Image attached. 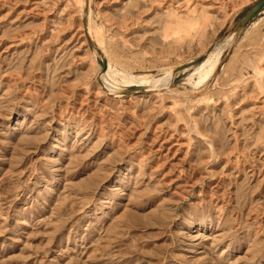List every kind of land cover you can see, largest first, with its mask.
<instances>
[{
    "label": "rangeland",
    "instance_id": "374dc122",
    "mask_svg": "<svg viewBox=\"0 0 264 264\" xmlns=\"http://www.w3.org/2000/svg\"><path fill=\"white\" fill-rule=\"evenodd\" d=\"M260 1L0 0V264H264Z\"/></svg>",
    "mask_w": 264,
    "mask_h": 264
},
{
    "label": "bare ground",
    "instance_id": "6f19581e",
    "mask_svg": "<svg viewBox=\"0 0 264 264\" xmlns=\"http://www.w3.org/2000/svg\"><path fill=\"white\" fill-rule=\"evenodd\" d=\"M82 5L85 6V9H88V0H80ZM86 30V34L89 35V33H93V27L92 24L87 22V28H84ZM89 31V32H88ZM95 33V32H94ZM236 33L234 32L231 34V37H229L228 40L225 41L224 45L217 46L214 48L212 51H210L207 55V57L196 67H194V73L190 76L189 82L194 84L196 87L199 85L206 84L210 81V79L216 74L217 70L220 67L225 48L228 44L232 42V39ZM90 36V35H89ZM96 36V35H95ZM95 39V38H94ZM99 44V40H97ZM190 64V63H188ZM187 64V65H188ZM186 66V65H185ZM189 69L186 67L183 72H187ZM181 72L177 71H169V72H164L165 76L162 78L160 81H154L153 84L161 83L163 82L164 84L169 83L172 78ZM122 76V78H121ZM121 78V82L124 83L127 86H137L139 88L142 87L143 84L148 83V79L145 77H136V76H126V75H121L118 73L117 70L113 69L111 64H108L107 71L105 73H101L100 75V83H98V87L101 88V86H104L106 90L111 87L112 82L117 83V78ZM197 78L198 81L195 83L193 80ZM119 81V80H118ZM151 83V82H150ZM115 84V83H114Z\"/></svg>",
    "mask_w": 264,
    "mask_h": 264
},
{
    "label": "water",
    "instance_id": "95a60500",
    "mask_svg": "<svg viewBox=\"0 0 264 264\" xmlns=\"http://www.w3.org/2000/svg\"><path fill=\"white\" fill-rule=\"evenodd\" d=\"M264 10V0H261L260 2H258L247 14L246 16L243 18V20L241 21V23L236 27L235 29V33L239 32L241 28L245 27L246 25H248V23L254 19L257 15H259L262 11ZM84 27L87 28V20L85 19L84 22ZM202 60V59H201ZM201 60H198L196 62H191L190 64L186 65V66H182L180 68H178L176 71L177 72H181L183 71L186 67L191 68L194 65L198 64L201 62ZM108 68V62L105 58H102V71L101 73H105L107 71Z\"/></svg>",
    "mask_w": 264,
    "mask_h": 264
}]
</instances>
